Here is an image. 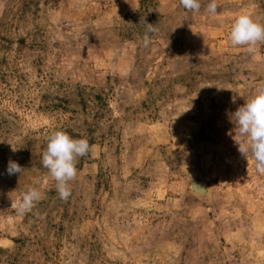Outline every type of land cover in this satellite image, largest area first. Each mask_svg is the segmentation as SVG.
<instances>
[{"label":"rangeland","instance_id":"374dc122","mask_svg":"<svg viewBox=\"0 0 264 264\" xmlns=\"http://www.w3.org/2000/svg\"><path fill=\"white\" fill-rule=\"evenodd\" d=\"M199 2L0 0V264H264V173L231 121L264 44L228 40L240 14L264 25V0ZM58 130L91 146L66 201L42 164Z\"/></svg>","mask_w":264,"mask_h":264},{"label":"clouds","instance_id":"9594fccd","mask_svg":"<svg viewBox=\"0 0 264 264\" xmlns=\"http://www.w3.org/2000/svg\"><path fill=\"white\" fill-rule=\"evenodd\" d=\"M180 6L187 11L199 12V0H179ZM206 11L217 14L216 0H211ZM146 33L143 36L144 45L150 42V33L156 31L153 24L145 23ZM228 40L232 47L246 46V51L253 54L258 44H264V25L255 22L248 14L238 15L231 24ZM235 125V133L241 137L238 151L242 156L251 160L255 169L264 173V84L258 86L256 95L245 102L231 114ZM87 139H74L64 131H54L48 137L46 149L42 154V164L48 169L49 175L56 182V190L61 200L71 196L69 183L77 177V158L86 156L90 151ZM23 168L15 161L9 160L8 175L19 174ZM42 198V193L34 187L20 193L14 207L20 216L30 212L36 202Z\"/></svg>","mask_w":264,"mask_h":264},{"label":"water","instance_id":"95a60500","mask_svg":"<svg viewBox=\"0 0 264 264\" xmlns=\"http://www.w3.org/2000/svg\"><path fill=\"white\" fill-rule=\"evenodd\" d=\"M191 189L193 192L197 193V194H206L207 193V189L206 187L199 181L194 180L191 183Z\"/></svg>","mask_w":264,"mask_h":264}]
</instances>
